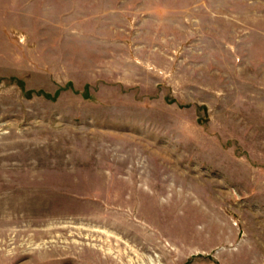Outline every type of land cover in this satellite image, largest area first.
<instances>
[{
    "label": "rangeland",
    "instance_id": "obj_1",
    "mask_svg": "<svg viewBox=\"0 0 264 264\" xmlns=\"http://www.w3.org/2000/svg\"><path fill=\"white\" fill-rule=\"evenodd\" d=\"M0 264H264V0H0Z\"/></svg>",
    "mask_w": 264,
    "mask_h": 264
}]
</instances>
